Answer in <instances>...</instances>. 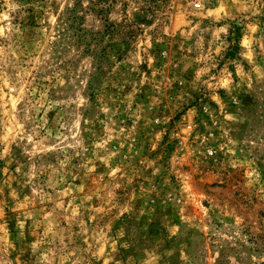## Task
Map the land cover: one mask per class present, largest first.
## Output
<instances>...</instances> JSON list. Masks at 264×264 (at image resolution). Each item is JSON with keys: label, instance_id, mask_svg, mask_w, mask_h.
I'll list each match as a JSON object with an SVG mask.
<instances>
[{"label": "rangeland", "instance_id": "1", "mask_svg": "<svg viewBox=\"0 0 264 264\" xmlns=\"http://www.w3.org/2000/svg\"><path fill=\"white\" fill-rule=\"evenodd\" d=\"M0 264H264V0H0Z\"/></svg>", "mask_w": 264, "mask_h": 264}]
</instances>
